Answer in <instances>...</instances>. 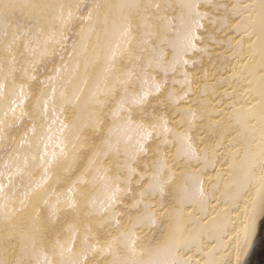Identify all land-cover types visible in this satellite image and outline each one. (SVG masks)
I'll return each mask as SVG.
<instances>
[{"label": "bare ground", "instance_id": "6f19581e", "mask_svg": "<svg viewBox=\"0 0 264 264\" xmlns=\"http://www.w3.org/2000/svg\"><path fill=\"white\" fill-rule=\"evenodd\" d=\"M108 3L111 11L107 22L103 20L106 17L97 18L95 28L88 33V44L84 41L86 49L84 44L78 47L82 53L80 58L77 55L75 75L70 69L62 79L68 81L71 74L75 77L68 84L62 80L59 83L63 98L56 104L54 99L49 100L51 107L44 105L46 100L36 107L35 102L30 104L40 94L47 96L52 68L44 75V84H32L33 79L31 84L27 80L22 84L21 90L27 87L32 97L24 103L25 114L38 117L35 110L41 114L46 106L50 113L45 120L55 118L53 125L42 121L44 126L38 133L35 131L42 125L39 117L33 122L37 126L29 120L37 133L34 138L29 135L24 140L20 136L23 131L15 127L7 132L11 123L7 110L13 106L7 103L8 66L3 60L20 51L15 45L18 41L9 45L0 36V73L4 78L1 95L8 100L0 109V117L5 115L0 119L3 133L0 131L3 135L5 132L6 144L14 142L15 146L23 139L22 148L18 145L20 152L17 150L11 158H7L11 151L3 154L5 146L0 144V165L20 179L30 178L23 184L29 185L25 187L29 192L22 197L24 191L6 192L1 187L8 179L4 181L0 169V264H89L90 260H82L93 248L101 255L105 253L101 258L93 252L97 264H240L260 219L257 203L264 191V0ZM217 7L226 10L215 15ZM1 18L0 22L7 21V17ZM8 21L7 31L11 27ZM99 27L105 35L103 44L101 35L95 36ZM13 32L10 30V35ZM45 51L42 49L35 59ZM87 58L89 68L82 76ZM65 59L67 70L70 59ZM54 81L52 88L57 78ZM133 84L138 88L132 89ZM144 96L149 104L163 99L162 117L138 116L143 111L135 108L134 100L141 103ZM132 101L135 106L129 105ZM60 106L61 114L57 109ZM188 111L191 116L182 115ZM27 121L23 123L28 128ZM45 127L48 132L59 133V139L55 137L53 142L58 150L52 152L44 139ZM46 134L47 138L51 136ZM24 159L28 167H39L24 166L28 169L25 173L20 168ZM43 163L44 167L39 165ZM114 220L118 226L112 228ZM93 240H97V247ZM104 240L107 242L99 246Z\"/></svg>", "mask_w": 264, "mask_h": 264}, {"label": "rangeland", "instance_id": "374dc122", "mask_svg": "<svg viewBox=\"0 0 264 264\" xmlns=\"http://www.w3.org/2000/svg\"><path fill=\"white\" fill-rule=\"evenodd\" d=\"M108 1L109 0H62V1H59V3H57V1L56 2H51V1H49V0H15L14 2L11 0V2H13V3H11L9 0H1L0 1V12H1V15L0 16H2L3 18H5L6 19V17H7V21H8V19H9V21L8 22H10L9 24H10V30H11V32L12 31H15V32H13L11 35H10V30H8L7 31V28L9 27V26H5V25H8V24H6L5 22H7V21H3L4 19L3 18H1V19H3L2 21L3 22H0V24L2 25V26H0V36H4L3 38H5V40H6V43L7 44H11V42L12 41H18L19 42V44L20 45H18V42L17 43H15V42H13V43H15V45L16 46H18V48L19 49H17L18 51H20V53H16V54H14V55H12V57H10V55H8L7 57L9 58V62L7 61L8 60V58H7V60L5 61V60H3L4 62H5V64H4V62H3V64H4V66L6 67V66H10V68H12V71L10 70V68H8V67H6L7 69H8V71H7V78H8V88L9 87H11V88H7V90H6V94H7V96L9 97H7L8 98V100H6V98H4L3 99V96L1 95V93H2V86L4 85V82H1V80L3 79V81H4V78H3V75H2V73H0V96L2 97H0V109H1V107H3V104H5V103H3V101L5 102H7L10 106H13V107H10L9 109H11V110H9V111H13L12 113L11 112H9L8 110H7V114L9 115V116H7V118H9L8 120H10V122L11 123H9V125H8V127H7V132L9 131V132H12V131H14L15 129L17 130V129H21V133H22V131H23V133L20 135L21 136V138H24V140L27 138V136H31V138H34L36 135H37V133H38V131H41L40 129H42V126H44L43 125V123H42V121L48 126V124L50 125H53L54 124V120H55V118H54V120H52V118L50 117H48L47 118V120L48 119H50V121L48 120H45L46 119V116L47 115H49V111L48 112H46V106L47 105H49V107H51V105L53 106V104L51 103V101L53 102V103H57L56 102V100L58 99H61V98H63L61 95H63V93H61L62 91H59L60 90V86H61V84L59 85V83L61 82V80H62V83H66V84H68L67 82H69V79L71 80L72 78L71 77H75V76H73V75H75V71H76V69H77V66H78V62L77 61H79V58H80V54L82 53L81 51H78L79 50V46H80V44H84L83 45V47H84V49H86V44H88V41L90 40V37L88 36L89 34H91V31L95 28V26L93 27V25L95 24L94 22L96 21V19L97 18H103V17H106V18H104L103 20L104 21H106L107 22V20H105V19H108V17H109V12L111 11L110 10V8L109 7H111L110 6V4L108 3ZM30 2V3H29ZM24 3V4H23ZM26 3H28V5H32L31 7L30 6H28L27 7V5H25ZM63 5H62V4ZM105 4V6H104V4ZM144 3L145 2H143V4H142V7H144ZM57 4H61V6H63V7H61L60 5H57ZM108 4V5H107ZM108 7H107V6ZM59 6H60V8H59ZM30 7V8H29ZM102 7H104V11L107 9V8H109V9H107L105 12L103 11V10H101V9H103ZM145 7H147L146 5H145ZM1 9H2V11H1ZM218 10V11H217ZM217 10L215 11V10H213V11H215L214 13H215V15H216V13L217 14H219V13H221L220 12V10L221 11H224V10H226L224 7L222 8V7H217ZM109 11V12H108ZM130 11V10H129ZM3 12H5V13H3ZM103 12V14H101ZM108 13V14H107ZM213 13V14H214ZM99 14V15H98ZM99 16V17H98ZM123 18H124V15L122 16ZM128 19V18H127ZM74 23V24H73ZM72 24V25H71ZM140 24H141V22H140ZM75 25V26H74ZM76 25H78V26H80L79 28H78V26H76ZM60 26V28L61 27H63V29L61 30L60 28H58ZM5 27V28H4ZM76 29H75V28ZM4 28V29H3ZM69 28H71V30L69 29ZM77 28H78V30H77ZM1 29H2V31H1ZM9 29V28H8ZM59 30V31H58ZM60 30L61 31H63V32H60ZM75 32H73V31ZM75 30H77V31H75ZM80 30V31H79ZM91 30V31H90ZM99 32L101 33H97V35H95V36H100L101 35V39H99V38H97V40L99 39V40H101V43L103 44L104 43V41L102 42V40H103V38L105 37V35H104V33H102V30H101V28L99 27ZM140 30H142V28L140 27ZM57 31V32H56ZM70 31H72V32H70ZM4 32V33H3ZM90 32V33H89ZM142 32V31H141ZM56 33V34H55ZM59 33V34H58ZM77 33V34H76ZM89 33V34H88ZM3 34H6V35H3ZM10 35L11 36V38H10V36H8V35ZM50 34V35H49ZM53 34V35H52ZM104 36H103V35ZM44 35H45V37H44ZM49 35V36H48ZM59 35V36H58ZM80 35V36H79ZM8 36V37H7ZM16 36V37H15ZM76 36V37H75ZM87 36V37H86ZM144 36V37H143ZM41 39H40V38ZM43 37V38H42ZM49 37H51V43L53 42V40H55V37H59V38H56V40H58V41H54V42H56V43H52V44H54V45H52L51 43H49V41H50V38ZM83 37V38H82ZM103 37V38H102ZM141 37L143 38V39H145V35H144V33H142L141 34ZM24 38V39H23ZM33 38H37V39H40V40H37L36 39V41L35 40H33ZM88 38V39H87ZM10 39V40H9ZM17 39V40H16ZM23 39V41L26 39V42H23V41H21ZM48 39V40H47ZM20 40V41H19ZM46 40V41H45ZM61 40V41H60ZM62 40H63V42H62ZM29 43H28V42ZM31 41V42H30ZM39 42V43H36V42ZM79 41L81 42V43H79ZM84 41H85V43H84ZM10 42V43H9ZM20 42H23L22 44L20 43ZM32 42H34L35 43V47H33L34 46V43L33 44H31ZM58 42V43H57ZM13 43L11 44V45H13ZM25 43H28V44H25ZM61 43V44H60ZM29 44H31V45H29ZM45 44L47 45V48L45 49ZM28 46L27 48H26V46ZM42 45V46H41ZM49 45H51V46H53V47H51L50 49H48V47H49ZM34 48H32V47ZM61 46V47H60ZM86 46V47H85ZM96 43L95 44H93V50H94V48H96ZM23 47V51H24V54H23V51H22V49L21 48ZM33 49V52H32V50H31V48ZM40 47H42L40 50L42 51V49H44V50H47V52L45 51L44 53H43V55L40 57L39 56V59L37 60V59H35V58H38V56H37V54L39 53V52H41V51H39V49L38 48H40ZM64 47V48H63ZM75 47V48H74ZM134 47H137V46H134ZM54 48V49H53ZM21 49V50H20ZM26 49V50H25ZM28 49V50H27ZM36 49H38V50H36ZM64 49V50H63ZM66 49V50H65ZM30 50H31V52H30ZM48 50H50V51H48ZM56 50V51H55ZM61 50V51H60ZM92 50V51H93ZM135 50H138V47L137 48H135ZM17 51V52H18ZM22 51V52H21ZM29 51V52H28ZM57 51H59V52H57ZM54 52H56V54L54 53ZM63 54H62V53ZM80 52V53H79ZM83 52H84V50H83ZM143 52V51H142ZM141 52V54H144V53H142ZM26 53H30V54H26ZM34 54V56H35V54H36V56L35 57H32L33 56V54ZM47 53V55L46 56H44L45 54ZM51 53V54H50ZM61 53V54H60ZM65 53V54H64ZM79 53V54H78ZM93 53H96L95 52V50H94V52ZM20 54H21V58L19 57L20 56ZM31 54H32V56H31ZM23 55H25V56H23ZM54 55H56V56H58L57 58L60 60V61H58V59H56V57L54 56ZM65 55V56H64ZM77 55H78V57H77ZM17 56V57H16ZM25 57L24 58V60L26 59L27 61H24L23 60V57ZM70 56V57H69ZM204 56V55H203ZM13 57H14V59H13ZM31 57V58H30ZM53 57V58H52ZM63 57V58H62ZM68 58V59H70L69 61H68V64H67V70H65V61L67 60V59H65V58ZM206 57V56H205ZM204 57V58H205ZM16 58H19V60H17ZM28 58H29V60H28ZM78 58V59H77ZM90 58V57H89ZM89 58H87V59H84V63H85V65H84V63H83V65H82V67H83V69H81V72L83 73H81V75L83 76L85 73H86V70L89 68ZM92 58V57H91ZM21 59V60H20ZM30 59H32V63H31V60ZM64 61H63V60ZM76 59H77V61H76ZM11 60V61H10ZM40 60V61H39ZM56 60H57V62H56ZM75 60V61H74ZM94 60H96V59H94ZM17 61H19V62H17ZM22 61V62H21ZM30 61V62H29ZM49 61V62H48ZM51 61V62H50ZM63 61V62H62ZM74 61V62H73ZM7 62V63H6ZM14 64H13V63ZM24 62H26V63H24ZM40 64V65H38V63ZM54 62H56V63H54ZM59 62V63H58ZM60 62H61V64H60ZM75 62H77V63H75ZM93 62H95V61H93ZM13 65H12V64ZM28 63V64H27ZM31 63V64H30ZM88 63V65H86ZM137 63H139V61L137 62ZM7 64V65H6ZM18 64V65H17ZM22 64V65H21ZM24 64V65H23ZM37 64V65H36ZM44 64H45V66H44ZM47 64H48V67H47ZM51 64H52V66H51ZM60 64V65H59ZM64 64V65H63ZM124 64V63H123ZM14 65H17L18 66V68H15L16 66H14ZM55 65V66H54ZM139 65H140V63H139ZM13 66V67H12ZM19 66H21V69H19ZM25 66H27L28 67V71H27V68L25 67ZM34 67V68H32V67ZM57 66V67H56ZM74 66H76L75 68H74ZM88 66V67H87ZM30 67V68H29ZM45 67H47V68H45ZM60 67V68H59ZM62 67V68H61ZM24 68H26V70L24 69ZM50 68H52L51 69V71H53V72H50V73H52V75H53V77H51L50 78V81H49V84H48V87L46 88V92H47V96L45 97V98H43L42 97V94H40V97L38 96L37 97V99H36V101H31V103L30 104H34V102H35V107L36 106H38V104L42 101L43 103H44V101L46 100V103H44V105H46V106H44L43 105V103H42V105L44 106L43 107V109L40 111V113L41 114H38V109L37 110H35V112L36 113H34L35 114V116L36 115H38V117H32V115L29 113V115H28V113L27 114H25L26 113V110H25V104L24 103H27V102H30V100H31V95H30V93L29 92H27V87L25 88L24 87V89L23 90H21L22 88H21V86H22V84H24V83H27V82H25L26 80L29 82V81H31V79H33L32 81H31V83L32 84H34V83H39V82H42L43 84H44V82L46 81V77L44 76V75H46V74H48V70H50ZM87 68V69H86ZM14 69V70H13ZM24 69V70H23ZM32 69V71L33 70H35V71H33L32 73H31V70ZM44 69H46L45 70V72L46 73H44ZM59 69H60V71H59ZM70 69H72V71H71V73L73 72L74 74L72 75H70L71 77H69V79H68V81H67V79L66 78H63L62 79V77L66 74V73H69V71H70ZM16 70V71H15ZM22 72H21V71ZM61 70L63 71V73L61 72ZM83 70V71H82ZM14 71L16 72L15 74H14ZM25 71V72H24ZM38 71V72H37ZM57 71H59V72H57ZM1 72V71H0ZM8 72H9V74L11 73V76L10 75H8ZM13 72V73H12ZM30 73V76H29V73ZM34 72H37V73H35L34 74ZM26 73V74H25ZM17 74V75H16ZM19 74V75H18ZM27 74H28V77H27ZM34 74V75H33ZM39 74V75H38ZM41 74V75H40ZM14 75H16L17 77H20V78H17L16 76L14 77ZM24 75H26V76H24ZM23 76V77H22ZM81 76V78H83ZM11 77V78H10ZM25 77H27V78H25ZM30 77H33V78H30ZM43 77V78H42ZM45 77V78H44ZM13 78V79H12ZM24 78V79H23ZM36 78H38V79H36ZM40 78H42V81H40L41 79ZM55 78H57V83H56V87L54 86L53 88H52V84L55 82L54 81V79ZM19 79V80H18ZM52 79V80H51ZM10 80H11V82H10ZM37 80V81H36ZM43 80H44V82H43ZM34 81V82H33ZM36 81V82H35ZM51 81H53L52 83H51ZM10 82V83H9ZM13 82H14V84H13ZM15 82H17V83H15ZM19 83V84H18ZM30 82H29V84H31ZM42 83H40V84H42ZM51 83V84H50ZM84 83H85V81H84ZM83 83V84H84ZM28 84V85H29ZM11 85V86H10ZM15 85H19L20 87L18 88V86H17V88H18V90H16L17 92H18V94H17V92L16 91H13V88H14V86ZM134 86H131V87H133L132 89H136V88H138V84H133ZM137 85V86H136ZM24 86V85H23ZM58 89V90H57ZM10 90V91H9ZM54 90H55V92H54ZM21 91H23L24 93L22 94V92ZM53 91V92H52ZM59 91V92H58ZM121 91V90H120ZM10 92V93H9ZM12 92H14L13 94H12ZM16 92V93H15ZM122 92V91H121ZM21 93V94H20ZM27 93H28V96H27ZM57 95H56V94ZM25 94V97L23 96ZM59 94V95H58ZM22 95V97H24V100H23V98H21L20 96ZM51 95H56L55 96V98H54V96H52L51 97ZM15 96V97H14ZM30 96V97H29ZM64 96V95H63ZM11 97V98H10ZM13 97V98H12ZM19 97V98H18ZM29 97V98H28ZM50 97L52 98V99H50ZM58 97V98H57ZM60 97V98H59ZM145 97V96H144ZM19 102V104L22 106V108H21V106H19V104L17 103V101L15 100V99ZM47 98V99H46ZM14 99V101H12ZM131 99H133V95L129 98V101L131 100ZM48 100V101H47ZM49 100H51L50 102H49ZM57 100V101H58ZM148 99H147V97H145V99H142L141 100V103H140V100H134L135 101V104H136V107L135 108H138V109H140L141 111H143V112H141V113H139V115L138 116H143V114L145 115V114H147L148 116H149V114H150V116H149V118L151 119H155V117H162V111H163V107H162V100L161 101H159V99L158 100H155V102H153L156 106L154 107V104H149V101H147ZM11 101V102H10ZM21 101V102H20ZM27 101V102H26ZM55 101V102H54ZM128 101V102H129ZM134 101H132V103H129V105L131 106V104H133L134 106H135V104L133 103ZM136 101H139V102H136ZM145 101H147V102H145ZM157 101V102H156ZM2 102V103H1ZM13 102V103H12ZM37 102V103H36ZM145 102V103H144ZM159 102V103H158ZM48 103H51V104H48ZM156 103H158V104H156ZM14 104L16 105V106H14ZM17 104H18V106H17ZM54 104V105H55ZM141 104V105H140ZM145 104V105H144ZM110 105V104H109ZM108 105V106H109ZM117 105V104H116ZM132 105V106H133ZM141 107H140V106ZM142 105L144 106V107H142ZM150 105H152V110H150V108H151V106ZM139 106V107H138ZM148 107V110H147V107ZM159 106V107H158ZM61 108H57L58 109V112H60V114H61V110H62V106H60ZM153 107H154V109H153ZM18 108V109H17ZM21 108V109H20ZM142 108V109H141ZM5 109V108H4ZM20 109V110H19ZM60 109V110H59ZM157 109V110H156ZM23 110V111H22ZM25 110V111H24ZM43 110H45V111H43ZM154 110V111H153ZM1 111V110H0ZM121 111V110H120ZM148 111H149V113H148ZM17 112L19 113V114H17ZM24 112V113H23ZM45 114H44V113ZM145 112V113H144ZM151 112V113H150ZM156 112V113H155ZM161 112V113H160ZM14 113H16L14 116H13V114ZM153 113V114H152ZM12 114V115H11ZM43 114L45 115V116H43ZM141 114V115H140ZM159 114V115H158ZM192 115V112L191 111H188L187 113H185V112H182V115ZM153 115V116H152ZM5 115H2L1 117H0V119L2 120L3 119V117H4ZM11 116V117H10ZM24 116V117H23ZM26 116V117H25ZM29 116V117H28ZM16 117H18V118H16ZM28 117V118H27ZM11 118V119H10ZM14 118V119H13ZM20 118V119H19ZM36 118H38V119H40L41 120V123H42V125L39 127V129L37 128V130L35 131V132H37V133H35L33 130H32V128L33 129H35L33 126L35 125V126H37L36 124H34V123H36V121H35V119ZM44 120H43V119ZM63 118V117H62ZM4 119H5V117H4ZM23 119V120H22ZM60 119H61V116H60ZM0 120V121H1ZM14 120V121H13ZM24 120H28L27 121V124H28V128L24 125V123H23V121ZM29 120L31 121V124L33 125H31L30 124V122H29ZM58 120H59V117H58ZM15 123H13V122ZM60 122H61V120H59ZM22 122V123H21ZM34 122V123H33ZM13 123V124H12ZM17 123L19 124L18 126H17ZM22 124V125H21ZM31 125V126H30ZM26 127V129H25V127L24 128H19V127ZM55 126V125H54ZM13 127H15V129L13 128ZM18 127V128H17ZM32 127V128H31ZM1 130V129H0ZM25 130L27 131V133L26 134H24V132H25ZM30 130H31V132H30ZM46 130H48V129H46V127H45V130L42 132V135H43V137H44V139L45 140H48V142H49V147H50V149H51V151L53 152V149H56V150H58L57 148V145H54V144H56V143H53V142H56V138H57V140L59 139V133L57 132V133H52L50 130V132H48V131H46ZM2 131V130H1ZM1 131H0V144L1 145H4L5 147L3 148V154L4 153H7L8 154V152H10L11 151V153H9V157H7V158H11V156L13 155V153H15V152H17V150L19 151L21 148H22V146H21V143L20 142H22L23 141V139H21L20 138V142H17V143H15L16 145L14 146L12 143H14V142H11V144L14 146V147H11L12 145L10 144V143H8V144H6L7 142H8V140H6L5 139V132H4V135L2 134L3 133V131H2V133H1ZM29 133V134H28ZM31 133H33V134H31ZM46 133H48V134H50L51 133V136L50 137H54V139L52 138H47V137H45V135H47ZM2 134V135H1ZM45 134V135H44ZM54 134V135H53ZM58 134V135H57ZM32 135H33V137H32ZM29 136V137H30ZM28 137V138H29ZM56 137V138H55ZM7 138V137H6ZM5 141H4V140ZM52 140V141H51ZM51 141V142H50ZM5 142V143H4ZM19 143V144H18ZM23 143V142H22ZM27 144L26 145H28L29 144V142H26ZM53 146L52 148H51V145ZM8 145V146H7ZM9 145H11V146H9ZM18 145H20L21 146V148L18 146ZM25 145V146H26ZM19 147V149H18V147ZM54 146H55V148H54ZM7 147L9 148V147H11V148H13V150H9V149H11V148H9L8 150H7ZM15 148V149H14ZM27 151V150H26ZM20 152V151H19ZM24 151H21V153H22V155L24 154L23 153ZM52 152H50V153H52ZM7 154H6V156H7ZM16 154V153H15ZM14 154V155H15ZM26 154H27V152H26ZM30 154V153H29ZM50 155V154H49ZM5 156V155H4ZM24 156V155H23ZM50 156H52V155H50ZM45 157H47V156H45ZM36 159H37V157H36ZM47 159V161L49 162V157L48 158H46ZM4 161H5V159H4ZM24 161V162H23ZM26 160L24 159V160H22L21 162H20V168L21 169H25L24 170V172L26 173V171H28V169L29 168H31V167H33V169H37L39 166H35L34 167V165L33 166H31V167H28V166H30V164L29 163H26L25 162ZM4 162L2 161V164H3ZM7 163V161L5 162V164ZM24 163H26V164H24ZM24 164V165H23ZM27 164H29V165H27ZM47 164V163H46ZM38 165V164H37ZM40 166H42V167H44L45 165H44V163L41 165V164H39ZM4 166V165H3ZM2 165H0V169H1V172H2V174L4 173V175H5V178H4V181L5 180H7L8 179V183L7 182H5V183H2V185H4V186H2L1 185V187L2 188H4V190H6V192L8 191V189H11V190H13V189H17L16 191L14 190V192L15 193H18V194H20L21 193V191H24L25 192V187L27 188L29 185H25V187L23 186V184H27V180H30V178H28L27 179V177H29V176H26L24 179H20V175H18L17 177L14 175V173L15 172H9V170L7 171V170H5L4 171V167H3ZM26 168H28V169H26ZM24 167V168H23ZM21 169H19V172H21V171H23V170H21ZM16 170H18L17 168H16ZM24 172H22L23 174H24ZM6 173H8V174H6ZM22 174V175H23ZM16 175H17V173H16ZM28 175V174H27ZM22 177V176H21ZM20 179V180H19ZM26 179V181H24ZM146 179V178H145ZM16 183H22L21 184V186L22 187H24L23 188V190H22V187L21 188H19V186H18V184H16ZM5 186H7V187H5ZM13 188H12V187ZM136 187L138 186V184L137 185H135ZM140 186V185H139ZM138 186V187H139ZM15 187V188H14ZM137 187V188H138ZM1 188V189H2ZM7 188V189H6ZM32 188H30V190H31ZM20 191V192H19ZM29 192V190L28 191H26L25 193H23L22 192V197L23 196H25L27 193ZM127 195V194H126ZM262 195L263 196H261V199H258L259 201H258V203H257V207L259 208L258 209V211H259V221L257 222L258 224H255L254 225V227H253V229L254 230H252V237H251V241H250V244H249V248L247 249V252L242 256V259H241V261H240V264H264V216H263V211H264V191L262 192ZM128 196H130L129 195V193H128ZM260 200H262V201H260ZM261 202V203H260ZM118 205V204H117ZM117 207H121L120 205L119 206H117ZM261 210H263V211H261ZM261 216V217H260ZM109 222H112L111 220L109 221ZM114 224H112V228H115V226H118V223H117V221L116 220H114V222H113ZM117 223V224H116ZM255 234H254V233ZM254 237V238H253ZM253 238V239H252ZM91 241H92V239H91ZM97 240H93V243L94 242H96ZM101 241H99V246L101 245V244H103L104 245V243H106L107 241L106 240H104V242L103 243H100ZM97 243V242H96ZM96 243H94L93 245H94V247L96 246H98V245H96ZM141 243V241L139 242V244ZM98 244V243H97ZM93 249H95V248H93ZM93 249H92V251L91 250H89V252L88 251H86L85 253H87V255H88V253H89V257L86 255V258L84 257L83 258V260H82V262L84 261H87V260H90V263L89 264H97V262H98V259L97 258H95V256H97L98 254L99 255H101L102 253H97V251H99V250H97V249H95L96 251H93ZM96 254H94V253ZM92 254H94V255H92ZM105 253H103V255H104ZM84 255V256H85ZM103 255H101V258H102V256ZM93 256V257H92ZM87 259V260H86ZM83 262V263H84Z\"/></svg>", "mask_w": 264, "mask_h": 264}]
</instances>
